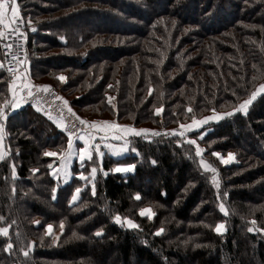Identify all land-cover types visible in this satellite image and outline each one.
Segmentation results:
<instances>
[{
    "label": "trees",
    "instance_id": "16d2710c",
    "mask_svg": "<svg viewBox=\"0 0 264 264\" xmlns=\"http://www.w3.org/2000/svg\"><path fill=\"white\" fill-rule=\"evenodd\" d=\"M17 3L35 83L58 90L82 118L165 129L133 135L127 153L105 155L95 195L88 188L70 203L75 180L58 183L44 155L66 146L64 131L32 106L6 109L0 227L8 235L0 234V264H264V93L246 113L192 132L215 173L202 168L196 145L171 135L192 116L230 112L264 84V0ZM9 75L0 68V105L10 97ZM217 152L234 158L223 164ZM117 164L134 168L112 171ZM144 207L151 218L140 215ZM48 224L54 230L46 234Z\"/></svg>",
    "mask_w": 264,
    "mask_h": 264
},
{
    "label": "snow or ice",
    "instance_id": "6c2138e0",
    "mask_svg": "<svg viewBox=\"0 0 264 264\" xmlns=\"http://www.w3.org/2000/svg\"><path fill=\"white\" fill-rule=\"evenodd\" d=\"M29 25L31 24V21L28 22ZM24 24V20L22 18L19 5L17 3V0H0V39H6L8 36L15 37V40L21 41L25 38L24 32L21 30V25ZM35 31V29H32ZM60 39H64L63 37H60ZM5 47L8 49V52L5 53L7 56H11V61H16L18 65H24V60H17V57L15 54L12 53V44H6ZM10 61V62H11ZM0 68H4V64L0 63ZM7 71L9 73H12V81L9 83V90L12 92L13 99L12 100H5L3 105H0V161H3L5 159V154L3 150V140H4V121L7 118V112L8 111L17 109L21 106L22 103L27 102V98L36 99L40 93H46L51 94V86L50 85H34L31 84L27 78L26 75H22L18 69H13L11 67L7 68ZM26 71V70H25ZM17 76L21 77V86L17 90V86L15 84ZM58 79L63 82L65 81V76L60 75ZM108 87H112V85H108ZM149 93H151V88L149 89ZM260 93H264V84L260 85L255 91L251 93V95L243 100L238 107L234 108L231 112H218L216 109L211 110L210 115L203 116L200 119H197L195 116L191 117L190 123H182L179 125L178 129H172L171 135L178 136L180 138H185L189 132H193L194 130L200 129L203 125L207 124L208 122H219L221 119L233 115L234 112H243L246 113L248 106L256 99L257 95ZM57 101H62V106L58 109L59 115L53 116L51 111H45V115L48 116L50 120H52L58 128H61L62 130L67 132L68 135V147L64 152H61L60 155V167L58 170H54V174L59 178L60 174L63 173L65 176L68 175L67 172V166L69 159L72 156H78L79 160L81 161V165L83 166L84 163L90 162L93 160V155L97 157H102L104 153L101 151V144L97 143V136H99L100 141H106L108 139L109 133H111L112 138L116 140H122L125 137L129 135L134 136H147L150 132L152 136H159L161 133L155 132L149 129H137L135 127L129 126V125H120L115 122H98V121H86L78 116H76V113L73 112L72 108L69 106L68 101L64 100L62 97L55 96L53 97ZM112 97H108L109 103L112 101ZM49 108L51 105L48 106ZM40 111H43V109H39ZM65 111L68 113L69 116L74 117L75 121H78L79 127H77L76 123H72L69 127L65 123ZM162 111L161 108L156 109V113L159 114ZM188 112H192L191 108L187 109ZM91 129L92 131H89ZM78 135V139L82 141L83 146L79 147L78 149L73 148V140ZM186 142L190 145H196L195 148V154L197 157H201L200 159V165L205 170H210L212 173L216 172V169L209 163L203 160L202 158V150L200 149L199 145L196 144L195 139H187ZM104 147L108 148L113 155H118L120 152L127 150V144L116 146L112 144L105 143ZM135 151V149H133ZM45 156H52L55 157L58 154L56 152H44ZM213 155L221 158V163L223 164H229L233 157L232 153L228 154V158L225 159L221 157L220 153H213ZM155 163V161H153ZM51 168L52 166L49 165ZM13 171L12 176L15 178L16 172H15V165H12ZM134 165L132 164H117L112 171L115 172H129L133 170ZM35 172L36 170L33 169ZM97 171V168L95 166L91 167V176H94ZM79 179L87 181L89 179V176H86L84 171H81L79 174ZM213 183L217 189L220 188L219 181L215 176H213ZM57 189L53 188V199H55ZM81 189L77 187L75 189L74 194L71 197V201H76L79 197L78 194L80 193ZM92 193L95 195V186L93 185ZM224 196H227V193H223ZM139 198V197H137ZM220 198L219 195L217 197ZM220 211L224 212L225 215H227V211L221 203L219 205ZM148 214L149 218H151L152 215H154L150 209H141L140 215ZM2 219V217H0ZM115 221L117 223H125L127 227L129 228H136L138 225L134 223L132 219H128L127 217L124 218V220H121V217L119 215H116L114 217ZM36 223H39L38 221ZM252 225H256V221L253 220ZM47 229L46 234L51 233L53 229V225L48 224L45 226ZM63 222L60 224V229L63 231ZM217 233H222L225 230L223 223H217L214 229ZM256 230L254 227H249L248 231L252 232ZM163 229H158L157 234L162 232ZM259 231L264 232V228H260ZM0 234L7 236L8 235V228L7 227H0ZM101 233L97 232L96 235L99 236ZM75 235V233H73ZM12 247L11 244L7 245V249H10ZM29 248H31V245H29ZM23 251V249H22ZM29 253L28 251H24V255L27 256Z\"/></svg>",
    "mask_w": 264,
    "mask_h": 264
},
{
    "label": "rangeland",
    "instance_id": "374dc122",
    "mask_svg": "<svg viewBox=\"0 0 264 264\" xmlns=\"http://www.w3.org/2000/svg\"><path fill=\"white\" fill-rule=\"evenodd\" d=\"M29 69H30V62H29V59H28V53H27V57H26V60H25V64L24 65H22L20 68H19V72L22 74V75H26L27 76V74H28V76L30 77V75H29ZM26 70V71H25ZM61 75H63V76H65L64 74H61ZM10 76V80L9 81H12V74L11 75H9ZM60 76V75H59ZM65 78H66V76H65ZM15 84H16V86H17V90L19 89V87L21 86V77L20 76H17V78H16V81H15ZM51 88H53V87H51ZM261 94V93H260ZM259 94V95H260ZM259 95H257V97L259 96ZM110 97H112V98H114V96L113 95H110ZM256 97V98H257ZM10 98H11V100L13 99V96H12V92L10 91ZM9 99V98H8ZM252 104V103H251ZM250 104V105H251ZM249 105V106H250ZM249 106H248V108H249ZM238 107V106H237ZM233 110V109H232ZM231 110V111H232ZM248 110V109H247ZM230 111V112H231ZM235 113V112H234ZM86 117V119H88V120H90V121H98V122H104V121H109V122H115V123H118V124H120V125H129V126H132V127H135V128H137V129H147V128H144L145 126H140V127H138V126H134V124H132V123H130V122H126V121H120V120H118L117 118H115V116L113 117V116H111V117H105V116H102V117H87V116H84V118ZM191 121H189L188 123H190ZM212 122V121H211ZM206 125V124H205ZM205 125H203V126H205ZM202 126V127H203ZM175 127H179V125L178 126H175ZM175 127H173V128H175ZM201 127V128H202ZM200 128V129H201ZM4 129H5V127H4ZM157 130H156V132L157 131H160V132H162L163 131V129H165V128H163V126L161 125V126H159V127H157L156 128ZM199 130V129H198ZM198 130H194V131H198ZM193 131V132H194ZM62 132H63V130H62ZM207 132V130L206 131H204L201 135H204L205 133ZM64 134H65V136L67 137V141H68V135H67V133H65V132H63ZM3 135H4V133H3ZM130 136H133V135H130ZM129 136V137H130ZM129 137H126V139L125 140H116V139H113L112 138V135H111V133H109V135H108V139L106 140V141H103V142H101L100 141V138H99V136H97V140H96V142H98V143H100L101 144V151L104 153V155L102 156V157H97L96 155H95V153H94V155H93V160L92 161H90V162H87V163H84L83 164V166L81 165V161L79 160V158H78V156H72L70 159H69V162H68V166H67V172H68V175L67 176H65L63 173H61L60 174V176H59V178L54 174V170H58L59 169V167H60V153L61 152H64L66 149H67V147H68V144H66V146H61V147H59V146H56L55 148H48L46 151H49V152H56L58 155L57 156H55V157H52V156H48V157H50V158H52V160L49 162H47L48 163V166L49 165H51L52 167L50 168V172H51V174H52V176L56 179V181L58 182V183H61V184H65V183H67V182H69V181H72V180H75V182H76V186H75V188H77V187H79L80 189H81V191L80 192H82L83 190H87L88 188H93V185L95 186V180H96V178L98 177V175L101 173V172H104L103 171V169H102V167H101V165H102V162H103V159H104V157H105V155H108V154H111V155H113L112 154V152L108 149V148H106V147H104V144L105 143H108V144H112V145H116V146H120V145H124V144H127V150L126 151H123V153L125 154V153H127L128 152V150H129V145H130V139H129ZM185 139L187 140V139H195L196 140V144L198 145V142H197V139L195 138V137H193V133L192 132H189L188 134H187V136L185 137ZM5 144H6V141H5V136H4V140H3V150H4V152L6 151V149H5ZM83 146V143H82V141H80L79 139H78V136H76L75 138H74V140H73V148L74 149H78L79 147H82ZM201 150H202V152L204 151V149H202V148H200ZM45 151V152H46ZM120 155V154H119ZM123 155V154H122ZM116 156V155H115ZM228 158V156L225 158V159H227ZM233 160V159H232ZM204 161H206V159H204ZM207 162V161H206ZM208 163V162H207ZM231 163V162H230ZM92 166H95L96 168H97V171H96V173H95V175L94 176H91L90 174H91V167ZM81 171H84L85 172V174H86V176H89V179L87 180V181H84V180H81V179H79V173L81 172ZM131 171H133V170H131ZM75 192V191H74ZM80 196V193L78 194V197ZM80 198V197H79ZM78 198V199H79ZM77 199V200H78ZM76 200V201H77ZM143 209V208H142ZM144 209H148V208H145L144 207ZM145 215H148L147 213L145 214ZM128 219H130V218H128ZM53 230H54V228H53ZM59 236V232H56V234L54 235V237L55 238H57Z\"/></svg>",
    "mask_w": 264,
    "mask_h": 264
},
{
    "label": "built area",
    "instance_id": "2783aa9c",
    "mask_svg": "<svg viewBox=\"0 0 264 264\" xmlns=\"http://www.w3.org/2000/svg\"><path fill=\"white\" fill-rule=\"evenodd\" d=\"M22 18H23V16H22ZM23 20H24V18H23ZM21 30L25 34V38L23 40H21V41L15 40V37H12V36H8L6 39H0V54H1L0 63L4 64V68L3 69L10 75L12 73H9L7 71V68L11 67L13 69H18L19 70V68L22 65H18L16 63V61H11V56L5 55V53L8 52V49L5 47V45L6 44H12L13 45L12 53L16 55L17 60H24L25 61L26 57H27V53H28V33H27V30H26L25 20H24V24L21 25ZM27 78H28V80H29V82L31 84L39 85V84L35 83L31 79V77L28 76V74H27ZM10 83H11V81H10ZM55 96L62 97L64 100H66L58 90H56L55 88H51V94L40 93V95L36 99L27 98V102L26 103H22L21 106H24V105L32 106L36 111H38L42 115L46 116L47 118H48V116L45 115V111H51L53 116H58L59 115L58 109L62 106V101L55 100L53 98ZM7 100H11V98L9 97V99H7ZM68 104H69V102H68ZM49 105H51L50 108L48 107ZM69 106H70V104H69ZM38 108L39 109H43V111L38 110ZM14 110H16V109H14ZM12 111L13 110H11L9 112H12ZM73 112L76 113L74 110H73ZM64 115H65V118H66L65 119V123L69 127L71 126L72 123H76L77 127H79L78 121H75L74 117L69 116L66 111H65ZM76 116H78L79 118H81L83 120L92 122V121H90L88 119L82 118L77 113H76ZM4 127H5V123H4ZM178 128L179 127H175V128H172V129H178ZM89 131H92V130L89 129ZM64 132L67 133L66 131H64Z\"/></svg>",
    "mask_w": 264,
    "mask_h": 264
},
{
    "label": "crops",
    "instance_id": "0c3cea01",
    "mask_svg": "<svg viewBox=\"0 0 264 264\" xmlns=\"http://www.w3.org/2000/svg\"><path fill=\"white\" fill-rule=\"evenodd\" d=\"M77 136H78V135H77ZM129 136H130V135H129ZM129 136H127V137H129ZM130 137H131V136H130ZM130 137H129V138H130ZM125 139H126V137H125L123 140H125ZM97 143H98V142H97ZM119 154L122 155V154H124V153H123V152H120ZM119 154H118V155H119Z\"/></svg>",
    "mask_w": 264,
    "mask_h": 264
}]
</instances>
